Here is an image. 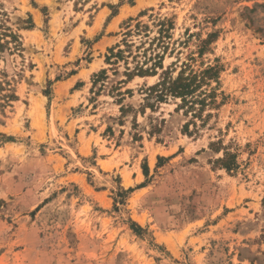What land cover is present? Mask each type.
<instances>
[{
    "label": "rangeland",
    "instance_id": "rangeland-1",
    "mask_svg": "<svg viewBox=\"0 0 264 264\" xmlns=\"http://www.w3.org/2000/svg\"><path fill=\"white\" fill-rule=\"evenodd\" d=\"M0 24L23 49L0 57V264H264V0H0ZM158 56L221 67L193 134L148 103L161 68L127 78Z\"/></svg>",
    "mask_w": 264,
    "mask_h": 264
},
{
    "label": "trees",
    "instance_id": "trees-1",
    "mask_svg": "<svg viewBox=\"0 0 264 264\" xmlns=\"http://www.w3.org/2000/svg\"><path fill=\"white\" fill-rule=\"evenodd\" d=\"M3 28V24H0ZM3 32L0 31V57L2 54H12L16 51L22 52V42L20 37L14 34L10 28L4 27ZM159 61L156 62L154 68L141 67L135 72H128L127 78L131 79L136 75H156L158 72L156 68L164 69L162 64V56H158ZM171 68L162 71V78L159 82L148 88L149 94L147 96L148 103L151 102H167L171 97L176 102V112H181L185 117H190L183 125V131L187 134L197 132L199 126H203L207 119L213 113L210 108H218L221 103L217 101V88L211 87L210 90L204 89V85L208 86L210 81L219 84L221 67L219 65H210L200 74L190 70L186 72L187 66L181 68L177 76H173L170 72ZM106 74V70L102 71ZM124 82V81H123ZM121 84V83H120ZM11 87V83L0 78V106L4 107L13 100H17V95ZM153 93H156L155 95ZM150 105V104H149ZM153 109L154 104L150 105ZM123 111V108H122ZM206 112V113H205ZM197 120L201 121L198 125ZM192 127V128H191ZM214 144V143H213ZM224 156L219 158L221 165L227 170H233L236 166V156L228 148H223Z\"/></svg>",
    "mask_w": 264,
    "mask_h": 264
},
{
    "label": "crops",
    "instance_id": "crops-1",
    "mask_svg": "<svg viewBox=\"0 0 264 264\" xmlns=\"http://www.w3.org/2000/svg\"><path fill=\"white\" fill-rule=\"evenodd\" d=\"M122 84H125V83H122ZM122 84H121V85H122ZM118 91H119V90H118ZM86 135H88V133H86ZM85 139H86V136H85Z\"/></svg>",
    "mask_w": 264,
    "mask_h": 264
}]
</instances>
